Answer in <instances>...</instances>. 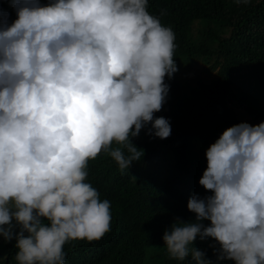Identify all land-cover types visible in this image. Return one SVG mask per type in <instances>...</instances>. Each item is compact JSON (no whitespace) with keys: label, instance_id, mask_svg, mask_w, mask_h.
<instances>
[{"label":"trees","instance_id":"1","mask_svg":"<svg viewBox=\"0 0 264 264\" xmlns=\"http://www.w3.org/2000/svg\"><path fill=\"white\" fill-rule=\"evenodd\" d=\"M97 32L109 34L108 49L122 46L137 57L138 80L121 110L126 130L110 134L116 141H95L101 120L94 118L66 162L50 152L61 145L58 136L49 130L40 137L33 122L37 105L48 114L57 105L21 89L20 99L33 103L30 141L17 149L21 163L40 159L70 181L54 191V175L40 177L44 192L35 206L0 234V264H260L264 174L253 188L238 156L249 153V120L264 127V0H0V82L11 67L16 83L29 82L41 50L79 52L96 44L89 36ZM17 89L0 85V119L20 106L6 96ZM50 128L72 140L77 131ZM256 128L254 135L264 132ZM200 169L219 184L206 196H186L204 183L190 177ZM202 209L220 214L198 222ZM173 217L177 229L161 233ZM153 237L186 242L170 260Z\"/></svg>","mask_w":264,"mask_h":264},{"label":"clouds","instance_id":"2","mask_svg":"<svg viewBox=\"0 0 264 264\" xmlns=\"http://www.w3.org/2000/svg\"><path fill=\"white\" fill-rule=\"evenodd\" d=\"M97 13L99 12L97 11ZM98 23L101 27H106L99 19ZM108 35L102 32L91 34L89 37L96 44L91 48L81 49L79 52H74L65 47H57L50 54L41 50L43 52H39V60L41 63L35 66L34 77L29 82L16 83L15 76L17 69L12 67L4 75V81L0 82V85L7 84L19 88L11 95L6 96L10 97L14 104L20 105L13 112L7 116L4 115L0 119V182L6 181L10 183L17 170L23 169L28 171L29 175L27 179L30 181V191L34 198L32 197L33 202L28 204L27 212L24 213L26 215L29 214L30 206H35L37 197L41 196V193L44 192L40 186V177H51L54 175L50 184V188H54V191L66 186L70 178L60 173L56 168H52L62 174L63 178L60 179L55 171L47 167L45 163L43 164L40 159L25 161L24 164L21 163L22 154H19L17 149H19L18 146L24 138L30 141V129L26 121V110L33 103L25 104V100L22 101L20 99L23 96L20 95V91L21 89H28L32 93L33 98H37L38 96L45 97L57 105L58 109L52 111L51 114L46 113L44 108L37 105L33 116L34 126L40 133V137L41 131L49 130L58 136L61 145L56 143L51 147L50 152L52 155H61L68 162L73 151L76 148L81 149L84 143L85 136L83 135L85 131L80 130L96 117L100 118L101 125L93 130V134H91L92 139L105 142L116 141L114 137L109 136L111 133L115 135L119 131L126 130L124 129L125 123L121 117V110L125 105L126 92L128 88H132V81L138 80L139 74L136 70V55L124 51L122 46L116 49H108L106 44L111 40ZM156 64L154 63V65ZM25 93L28 94V92ZM0 96L4 95L0 94ZM32 101L34 103L38 102L36 100ZM62 111L65 113L61 114ZM249 121L253 126V130L257 129L256 126L259 129L264 128L261 126L259 119L254 120L252 118ZM50 126L77 130L74 140L70 139L68 135L60 132L58 129L50 128ZM248 130L249 128L246 129L245 133L248 135V146L246 148L249 153L238 156L242 158L238 165V170L247 169L248 172L254 175L251 181L252 187L257 188L259 186L258 180L264 174V170H252V164L255 162L260 164L257 161L260 158L259 154L264 152V148H260L262 138L254 141L250 137ZM101 134H106V137L101 138ZM258 134L264 135V132L259 131ZM13 143H16V149H8V147L13 146ZM59 150L62 152L60 153ZM231 153L232 147L229 145V147L225 148L224 156H229ZM36 160H40L42 163ZM210 163V159L203 160V163H200V165L201 167H207ZM69 176L72 177V175ZM197 176H201L204 179V183L202 185L195 184V187L185 194L186 196H206L210 194L207 190H212L214 186L219 184V177L209 178L207 172L203 169H200L198 172L191 171V178ZM193 185L191 182L187 188L190 189ZM199 187H201V191L196 189ZM6 189V187H3L0 192L3 194L6 192ZM184 210V216L187 214L186 217H194L192 211ZM202 210L203 214L196 218L198 222L205 216L212 220L220 214V211H218L212 214L211 217L209 211ZM14 215L18 216V214ZM186 217H182L184 222L186 221ZM174 219L173 217L162 223L161 233H165L171 228H176ZM108 223L110 222L108 221ZM219 224L223 228L226 226V224ZM185 237H179L180 239L178 240L157 239L153 237L152 241L155 240L166 244V247H164L165 253L166 255L168 254V259L173 260V255L175 254L174 249L179 245L185 244ZM165 241L171 243H165ZM179 242L181 244H178ZM149 249L152 253L160 257L154 246H149ZM228 256L229 253L225 255L223 260L228 258ZM261 257L263 260L264 256ZM211 262L208 261V263ZM260 264H264V260Z\"/></svg>","mask_w":264,"mask_h":264},{"label":"rangeland","instance_id":"3","mask_svg":"<svg viewBox=\"0 0 264 264\" xmlns=\"http://www.w3.org/2000/svg\"><path fill=\"white\" fill-rule=\"evenodd\" d=\"M248 133L254 141L259 138H262L260 148H264L263 134L254 135L253 129H249ZM36 161L41 162L40 160ZM46 166L49 167L48 165ZM256 169L264 170V166L255 162L252 164V170ZM55 173L60 179L63 178L62 174L56 171ZM28 175V171L20 169L14 173V177L10 181V183L6 181L0 182V190L3 187L7 188L6 192L0 195V234H2L6 229H8L10 223L14 221V214H18V216H21L22 214L27 212L28 204L33 202L34 197L31 195L30 181H28L27 179Z\"/></svg>","mask_w":264,"mask_h":264}]
</instances>
